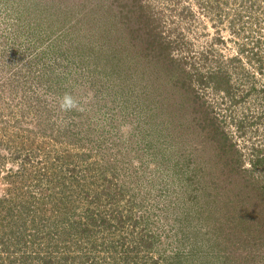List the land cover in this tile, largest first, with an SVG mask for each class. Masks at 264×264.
Returning a JSON list of instances; mask_svg holds the SVG:
<instances>
[{"label": "rangeland", "instance_id": "374dc122", "mask_svg": "<svg viewBox=\"0 0 264 264\" xmlns=\"http://www.w3.org/2000/svg\"><path fill=\"white\" fill-rule=\"evenodd\" d=\"M0 264H264V0H0Z\"/></svg>", "mask_w": 264, "mask_h": 264}, {"label": "clouds", "instance_id": "9594fccd", "mask_svg": "<svg viewBox=\"0 0 264 264\" xmlns=\"http://www.w3.org/2000/svg\"><path fill=\"white\" fill-rule=\"evenodd\" d=\"M60 108L62 110L68 111L77 108V103L70 95H64L62 102L60 103Z\"/></svg>", "mask_w": 264, "mask_h": 264}, {"label": "trees", "instance_id": "16d2710c", "mask_svg": "<svg viewBox=\"0 0 264 264\" xmlns=\"http://www.w3.org/2000/svg\"><path fill=\"white\" fill-rule=\"evenodd\" d=\"M86 226H89V223H88V221L86 222V224H85V227L83 226V227H84V229H82L83 233H85V231H86V230H87V228H88V227H86Z\"/></svg>", "mask_w": 264, "mask_h": 264}]
</instances>
